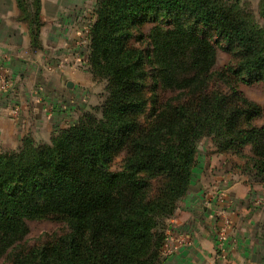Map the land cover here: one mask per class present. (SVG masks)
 I'll return each instance as SVG.
<instances>
[{
    "label": "trees",
    "instance_id": "16d2710c",
    "mask_svg": "<svg viewBox=\"0 0 264 264\" xmlns=\"http://www.w3.org/2000/svg\"><path fill=\"white\" fill-rule=\"evenodd\" d=\"M16 2L36 47L40 0ZM95 14L87 69L106 80L102 103L48 143L27 135L17 150L0 151V258L10 254V264H160L163 221L189 190L203 137L218 153L250 145L264 179V125L253 123L261 107L232 83L210 86L230 76L264 81V0L256 12L244 0H97ZM148 17L169 27L154 29L143 51L131 46L132 29ZM217 47L230 56L225 70H214ZM147 88L153 107L141 121ZM158 88L176 93L159 103ZM120 151L123 169L111 172ZM49 217L69 231L14 251L25 220Z\"/></svg>",
    "mask_w": 264,
    "mask_h": 264
},
{
    "label": "crops",
    "instance_id": "0c3cea01",
    "mask_svg": "<svg viewBox=\"0 0 264 264\" xmlns=\"http://www.w3.org/2000/svg\"><path fill=\"white\" fill-rule=\"evenodd\" d=\"M94 2L40 0L35 47L16 0H0L1 64L13 83L11 93L0 96L1 138L20 133L49 138L87 110L96 83L85 65ZM11 106L18 107L16 118ZM234 156H197L196 181L167 221L162 264H264V184L234 165ZM226 221L219 251L218 232Z\"/></svg>",
    "mask_w": 264,
    "mask_h": 264
},
{
    "label": "rangeland",
    "instance_id": "374dc122",
    "mask_svg": "<svg viewBox=\"0 0 264 264\" xmlns=\"http://www.w3.org/2000/svg\"><path fill=\"white\" fill-rule=\"evenodd\" d=\"M95 1L94 4L91 6V19H90V25L94 21L96 14H95V9H96V3L97 0ZM246 3L250 5V7L253 9V11L256 12L257 9V2L258 0H244ZM90 15V13H89ZM90 15V16H91ZM168 19H154V17H148L146 20H144L143 23L133 27V37L131 38V46L139 48L143 51L151 50L152 49V43H151V34L154 29H165L168 28ZM259 22L264 25V19H259ZM90 28V26H89ZM89 52V50H88ZM230 60V56L221 47H217L216 49V56H215V64H214V70L220 71V70H225L226 66L228 65ZM145 64L147 66H150L152 63L146 61ZM89 71V70H88ZM91 74V72L89 71ZM91 77L94 81H96L94 85V92L93 96L90 94L88 100H87V110H91L96 106H99L102 101L104 100V95H105V85H106V80L100 79V78H93V75L91 74ZM149 83H151L150 79H147ZM232 83L237 90H239L242 95L247 98L248 100H251L255 103H257L261 107V114L253 120V123L257 126H262L264 125V81H256L253 83H247L243 80H240L238 78H235L233 76H230L228 78V83L222 82L221 80L214 79L211 83L210 86L212 87H218L222 90H228V84ZM157 98L159 103H163L165 100L168 98L172 97L175 95V91H171L170 89L166 88H158L157 89ZM146 96L148 98V102L145 108V111L140 114L139 119L141 121H145L148 119V115L150 114L152 107H153V93L147 88ZM78 114V113H77ZM75 115L73 117L74 121L78 119V116ZM73 121V122H74ZM74 122V123H75ZM73 123V124H74ZM72 125V124H71ZM66 128V127H65ZM54 133V132H53ZM53 133L51 135H53ZM29 135L28 133H23V134H15L13 137H10L5 139L0 137V151H5V150H17L22 143V138ZM51 137V136H50ZM50 137L48 138L47 135L43 138L41 135L35 133L34 137L31 136V138L35 141V143L40 144V143H48L50 141ZM198 154L197 156L199 158L203 157H211L212 153L217 152L214 143L212 142L210 137H203L199 142H198ZM227 153V156H231V158L236 157V161H232L234 165H238L242 167L243 173H245L251 180H254L258 183L264 184V179L259 178L255 174V170H253L251 162L249 160V157L251 156V146L246 145L243 147L241 152H224ZM231 154V155H230ZM124 158H125V151H120L115 157L113 158L109 170L111 172L117 173L122 171L123 165H124ZM239 161V162H238ZM199 162V161H198ZM195 171L193 169V175H192V181L196 179V175L198 173V170L200 169V166L195 164ZM209 177V172H206V174ZM206 178L207 180L209 178ZM196 181V180H195ZM196 186V185H195ZM182 199V198H181ZM180 199V200H181ZM179 200V201H180ZM177 202V207L178 203ZM176 207V209H177ZM175 209V211H176ZM174 211V213H175ZM174 215V214H173ZM172 215V216H173ZM171 216V217H172ZM167 218L163 221V234L165 235V239L167 236V221L171 218ZM25 225L27 227V233L26 235L15 244L14 251H26L32 247H38L46 242H50L55 240L57 237L66 234L69 229H68V224L67 221L64 219H58L55 217H49V218H44V219H27L25 220ZM165 242V240H164ZM164 245V244H163ZM163 247V246H162ZM10 254H6L3 257L0 258V264H10ZM160 256H161V263L162 264V248L160 251Z\"/></svg>",
    "mask_w": 264,
    "mask_h": 264
},
{
    "label": "built area",
    "instance_id": "2783aa9c",
    "mask_svg": "<svg viewBox=\"0 0 264 264\" xmlns=\"http://www.w3.org/2000/svg\"><path fill=\"white\" fill-rule=\"evenodd\" d=\"M88 32H89V29H88L87 33ZM1 61H2V59L0 57V94H1L0 96H5V95L11 93L12 87H13V83H12L11 78L9 77V74L4 69L3 64H1ZM85 63H86L85 65H87V60H86ZM9 113H10L11 117L16 118L18 116V107L11 106L9 108ZM227 226H228V221L225 222V225L218 232V243L217 244L219 246V251L222 250V246L221 245L223 244L224 240L227 237V231H226Z\"/></svg>",
    "mask_w": 264,
    "mask_h": 264
},
{
    "label": "water",
    "instance_id": "95a60500",
    "mask_svg": "<svg viewBox=\"0 0 264 264\" xmlns=\"http://www.w3.org/2000/svg\"><path fill=\"white\" fill-rule=\"evenodd\" d=\"M67 86H71V83H70V82H68V83H67Z\"/></svg>",
    "mask_w": 264,
    "mask_h": 264
}]
</instances>
